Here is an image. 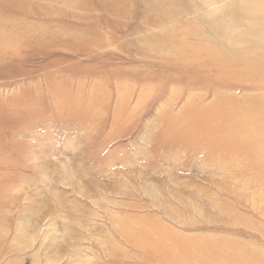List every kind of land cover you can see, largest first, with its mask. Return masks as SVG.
<instances>
[{
    "label": "rangeland",
    "instance_id": "obj_1",
    "mask_svg": "<svg viewBox=\"0 0 264 264\" xmlns=\"http://www.w3.org/2000/svg\"><path fill=\"white\" fill-rule=\"evenodd\" d=\"M0 264H264V0H0Z\"/></svg>",
    "mask_w": 264,
    "mask_h": 264
}]
</instances>
